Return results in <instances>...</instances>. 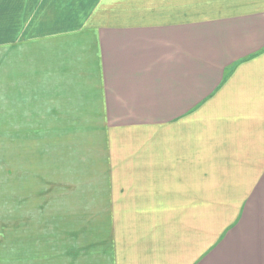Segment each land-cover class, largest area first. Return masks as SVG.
Returning a JSON list of instances; mask_svg holds the SVG:
<instances>
[{
    "label": "crops",
    "instance_id": "crops-1",
    "mask_svg": "<svg viewBox=\"0 0 264 264\" xmlns=\"http://www.w3.org/2000/svg\"><path fill=\"white\" fill-rule=\"evenodd\" d=\"M0 129V264H264V0H0Z\"/></svg>",
    "mask_w": 264,
    "mask_h": 264
},
{
    "label": "rangeland",
    "instance_id": "rangeland-1",
    "mask_svg": "<svg viewBox=\"0 0 264 264\" xmlns=\"http://www.w3.org/2000/svg\"><path fill=\"white\" fill-rule=\"evenodd\" d=\"M1 131V129H0ZM1 136V135H0ZM2 138V137H0ZM3 139V138H2ZM67 144L63 143V146L65 147ZM4 154H3V140L0 141V217H3V205H4V178L3 175L6 173H4V169L6 171V168L4 167ZM16 171H14L13 174H15ZM7 174V173H6ZM8 175V174H7ZM10 176V175H9ZM14 176H12L13 178ZM10 178V177H9ZM15 178V177H14ZM17 194V193H16ZM3 227V225H0ZM0 227V250L3 251L4 248V240L2 239L3 237V228Z\"/></svg>",
    "mask_w": 264,
    "mask_h": 264
}]
</instances>
